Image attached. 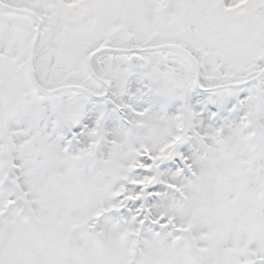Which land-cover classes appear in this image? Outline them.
Segmentation results:
<instances>
[{"label":"snow or ice","instance_id":"snow-or-ice-1","mask_svg":"<svg viewBox=\"0 0 264 264\" xmlns=\"http://www.w3.org/2000/svg\"><path fill=\"white\" fill-rule=\"evenodd\" d=\"M0 264H264V0H0Z\"/></svg>","mask_w":264,"mask_h":264}]
</instances>
